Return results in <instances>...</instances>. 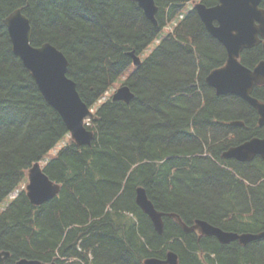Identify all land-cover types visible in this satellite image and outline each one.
<instances>
[{
	"label": "trees",
	"instance_id": "1",
	"mask_svg": "<svg viewBox=\"0 0 264 264\" xmlns=\"http://www.w3.org/2000/svg\"><path fill=\"white\" fill-rule=\"evenodd\" d=\"M155 1L157 26L132 0H0V253H10L0 264H144L169 251L179 264H264V238L223 245L185 233L168 215L188 225L203 220L239 234L264 232V161L222 157L231 146L264 137V127L244 100L217 96L206 83L227 53L188 4L218 1ZM19 9L30 20L32 46L50 43L66 56L68 77L89 108L123 78L134 94L129 104L110 99L99 106L87 127L91 146L73 142L13 53L4 20ZM157 39L125 78L129 54L142 57ZM263 59L262 46L241 56L251 69ZM253 95L264 102V87ZM38 162L61 191L34 206L23 186ZM139 187L167 214L163 234L137 205Z\"/></svg>",
	"mask_w": 264,
	"mask_h": 264
},
{
	"label": "water",
	"instance_id": "2",
	"mask_svg": "<svg viewBox=\"0 0 264 264\" xmlns=\"http://www.w3.org/2000/svg\"><path fill=\"white\" fill-rule=\"evenodd\" d=\"M132 1L138 4L154 25H157L158 6L155 0ZM218 2L214 7H207L203 3L195 6L208 33L225 48L227 53L225 65L209 73L206 78L207 84L215 90L217 96L234 95L243 99L258 113L259 126L264 127V103L253 96L255 86L264 84V61L253 69L241 62V54L244 50L262 44L264 51L262 0H218ZM4 24L10 36L13 53L20 58L46 102L61 116L73 142L79 147L91 146L94 132L85 127V119L92 117L93 114L81 99L75 82L68 77L69 62L66 56L50 43L40 47L32 46V26L22 9L10 14L4 20ZM129 55L133 59V64L139 67L142 63L141 58L134 52ZM133 98L134 94L130 88L124 85L114 94L113 101L129 104ZM231 126L240 127L244 126V123L235 121ZM258 156L264 159V138H253L223 153V158L242 163L251 162ZM28 181L27 197L34 206H41L51 201L61 191V186L48 177L39 162L29 170ZM136 203L152 221L155 230L163 234V218L167 214L155 208L144 187L137 189ZM168 215L179 223L185 233L198 232L203 236L215 237L224 245L236 241L248 245L264 238V232L258 234L226 232L203 220H196L189 226L179 215L174 213ZM9 257V252L0 253V259L4 262ZM15 264H41V262L21 259ZM144 264H179V257L175 252L170 251L165 259L150 258L145 260Z\"/></svg>",
	"mask_w": 264,
	"mask_h": 264
},
{
	"label": "rangeland",
	"instance_id": "3",
	"mask_svg": "<svg viewBox=\"0 0 264 264\" xmlns=\"http://www.w3.org/2000/svg\"><path fill=\"white\" fill-rule=\"evenodd\" d=\"M151 48H153V47H151ZM147 53H149V52H146L145 54H144V57L143 58H145L148 54ZM135 66L133 65V66H130L129 68H128V70L126 71V73H125V77H129V76H131V74L134 72V70H135ZM123 80L124 79H120L116 84H115V87L113 88V90H117L121 85H122V82H123ZM23 188H25V186H23ZM18 193V192H17Z\"/></svg>",
	"mask_w": 264,
	"mask_h": 264
},
{
	"label": "flooded vegetation",
	"instance_id": "4",
	"mask_svg": "<svg viewBox=\"0 0 264 264\" xmlns=\"http://www.w3.org/2000/svg\"><path fill=\"white\" fill-rule=\"evenodd\" d=\"M260 46H262V44H260ZM257 47H258V46H257ZM263 53H264V52H263ZM262 61H264V59H263ZM262 61H260V62H262ZM258 87H259V88H262V87H264V84L261 85V86H255L254 90H255L256 88H258ZM256 113H257V112H256ZM257 115H258V113H257ZM258 120H259V115H258V118H257V122H258ZM258 138H264V137H258ZM248 140H249V139H248ZM245 141H246V140H245ZM245 141H244V142H245ZM242 143H243V142H242ZM255 159H256V158H255ZM255 159H254V160H255Z\"/></svg>",
	"mask_w": 264,
	"mask_h": 264
}]
</instances>
